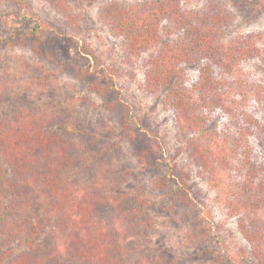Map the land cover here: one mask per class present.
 I'll list each match as a JSON object with an SVG mask.
<instances>
[{"label": "trees", "instance_id": "16d2710c", "mask_svg": "<svg viewBox=\"0 0 264 264\" xmlns=\"http://www.w3.org/2000/svg\"><path fill=\"white\" fill-rule=\"evenodd\" d=\"M47 1L66 8L65 0ZM238 1L208 0L197 9L186 0H109L98 17L121 39L129 61L140 59L144 87L174 111L184 150L210 185L223 190L252 264H264V179L258 173L264 163H252L244 148L248 137L264 134V122L248 111L252 102L264 107V84L249 80L242 67L264 63V31H232L230 5ZM41 25L30 26L25 39L18 32L0 41L8 48L30 46L26 39L51 30ZM15 109L0 118V245L19 251L2 252L0 264H158L143 249L155 234L145 212L149 196L122 188L115 164L87 144L75 120L44 108ZM219 113L223 126L215 122ZM181 181L172 190L176 198L184 197L187 181ZM170 182L162 176L153 185L165 189Z\"/></svg>", "mask_w": 264, "mask_h": 264}, {"label": "rangeland", "instance_id": "374dc122", "mask_svg": "<svg viewBox=\"0 0 264 264\" xmlns=\"http://www.w3.org/2000/svg\"><path fill=\"white\" fill-rule=\"evenodd\" d=\"M108 1L65 0L62 12L47 0H0V37L20 32L25 39L36 22L51 28L26 39L30 46L8 48L0 41V118L1 113L10 117L15 108H44L75 120L87 144L115 164L122 188L142 189L149 196L145 212L155 234L143 249L158 264H252L249 245L223 205V190L210 185L178 139L174 111L144 87L140 59L130 62L121 39L99 19V8ZM207 1L186 0L197 9ZM238 2L230 5L232 31H264V0ZM242 67L249 80L264 84V63L254 60ZM263 108L252 102L248 111L264 122ZM215 122L223 126L226 118L219 113ZM244 148L252 163H264V134L248 137ZM258 173L264 179V170ZM162 176L171 178L167 188L154 187L153 180ZM183 179L184 197L176 198L172 190ZM7 249L19 251L0 245V254Z\"/></svg>", "mask_w": 264, "mask_h": 264}]
</instances>
